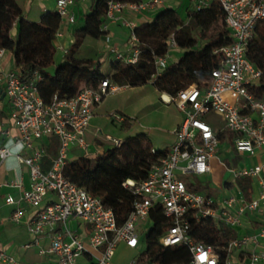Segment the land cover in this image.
Wrapping results in <instances>:
<instances>
[{
	"label": "built area",
	"instance_id": "1",
	"mask_svg": "<svg viewBox=\"0 0 264 264\" xmlns=\"http://www.w3.org/2000/svg\"><path fill=\"white\" fill-rule=\"evenodd\" d=\"M74 1L56 0L54 12L67 24L75 21L70 10ZM79 1L87 3L91 0ZM216 1L224 14V25L231 41L212 50L219 62L206 83H191L168 100L182 113L181 123L173 130L174 143L164 157L150 166L144 180L123 182L134 198L131 211L121 226L117 225L114 212L104 206L100 196L67 179L63 170L73 149L89 150L85 136L93 118V107L108 94L122 88L108 78H100L94 86H83L74 97L54 94L45 103L38 91L41 81L38 71L24 79L13 69H0V85L10 106L9 119L17 131L14 141L25 153L17 154L16 158L28 169L30 180L29 188H24L20 182L8 184L18 190L17 199L11 195L4 199L6 204L16 205L8 220L13 224L24 222L27 231L35 236L47 234L50 246L39 253L52 256L53 264H113L119 245L129 249L140 246L146 226L152 224L150 215L157 211L168 219L159 243L163 247L184 246L188 258L182 264H219L221 250L226 253L224 264H264V178L260 176L264 164L230 170L236 178L256 180L258 191L250 199H246L236 185L232 192L227 186L220 187L218 196L204 194L193 189L187 179L210 172V161L220 145V131L226 130L233 135L235 152L249 156L259 151L264 153V99L255 97L249 90L259 84L262 72L247 58L255 29L264 21V0ZM159 3V0H108L100 26L105 41L110 40L109 25L122 12L143 13ZM205 6L201 2L196 10ZM15 25L16 21L12 27ZM134 28L135 25L130 24L128 54L112 50L115 58L126 64H135L140 55ZM61 36L57 30L54 39ZM176 47L171 35L167 54L154 58L156 72L151 82L160 75L171 50ZM55 49L64 56L69 54L61 45H56ZM4 52L0 48V60ZM215 116L222 121L220 129L212 126ZM111 117L116 124L123 121L119 114L112 113ZM99 133L102 135L100 129L95 131V136ZM5 134L9 135V132ZM53 137L60 142L58 152L49 167L43 169L46 152L42 141ZM104 140L114 147L123 143V140L107 136ZM151 153L156 151L152 149ZM10 155L12 152L8 147L0 146V162ZM20 205L32 209L28 217ZM72 220L89 227L86 241L78 231L70 228ZM206 220L220 221L232 231H247L233 236L226 246L206 245L190 235L192 224ZM251 221H257L260 227L253 230ZM80 258H86V262L80 263ZM137 258L125 264H137ZM0 264L21 263L0 251Z\"/></svg>",
	"mask_w": 264,
	"mask_h": 264
},
{
	"label": "trees",
	"instance_id": "2",
	"mask_svg": "<svg viewBox=\"0 0 264 264\" xmlns=\"http://www.w3.org/2000/svg\"><path fill=\"white\" fill-rule=\"evenodd\" d=\"M138 1V0H129ZM108 0H94L90 12L84 16L83 26L77 32V45L81 38L98 40L104 36L100 29ZM22 10L16 0H0V48L8 51L12 57L13 70L21 78L28 79L34 71L41 75L38 91L47 103L54 94L60 97H74L83 86H94L100 78H108L121 87H138L151 83L160 95L175 97L191 83H206L211 71L218 66L219 58L212 50L231 41L229 31L224 25V14L218 2L212 0L206 8L189 10L187 22L180 18L175 9H165L147 23L134 28L138 38L136 47L140 55L135 64L115 62L114 72L110 75L99 73V63L69 58L54 67L53 44L60 18L55 12L44 13L39 21L29 22L15 38L10 31L12 23H19ZM196 35H193V32ZM173 35L182 55L174 63H167L160 75L151 82L155 74V56H165L169 50V38ZM76 45V46H77ZM247 58L261 70L259 84L250 88L251 93L264 99V21L258 24L250 42ZM120 128L129 131L134 122L121 114ZM220 141L232 142L233 135L226 131L218 133ZM151 146L144 134L127 136L119 147H108L104 153L94 158L79 156L67 162L64 176L80 187L101 197L105 207L111 209L121 226L127 219L133 202L132 192L122 184L127 179L136 182L145 179L150 166L162 157L166 151L151 153ZM54 152L50 156H53ZM50 161L46 159L45 167ZM231 189L232 184H227ZM236 186L246 199L251 197V179L239 178ZM152 227L143 234L145 250L138 256L137 264H182L188 258L184 246L163 247L159 238L164 232L168 219L157 211L150 215ZM233 231L220 221L206 220L191 225L190 235L197 241L216 247L226 246L233 237ZM219 264H224L225 251L221 250Z\"/></svg>",
	"mask_w": 264,
	"mask_h": 264
},
{
	"label": "crops",
	"instance_id": "3",
	"mask_svg": "<svg viewBox=\"0 0 264 264\" xmlns=\"http://www.w3.org/2000/svg\"><path fill=\"white\" fill-rule=\"evenodd\" d=\"M125 1H129V0H125ZM141 1H146V0H141ZM159 1L160 3L156 7L147 10L143 13H133V12H128L126 10L122 12V14L116 19V21L109 25V33H108L110 37L109 42L105 41L104 36L98 40L93 39L94 42H88L89 37H84L80 39L77 45L76 43L78 38L76 32L80 28H82L84 16L90 12L94 0H91L87 3H82L79 0H75L74 4L70 7V10L75 15L74 23L67 24L66 22H64V20L60 19V24L57 30L62 33V36L58 39H54L53 42L54 46L61 45L63 47H66L69 51V54L68 56H64V54L61 51L55 49V54L53 57L54 67L57 66L59 63L68 60L69 58L76 60L91 61L95 63L98 62L100 65L99 73L110 76L114 72L113 65L115 64V62H118L115 61L116 59L112 50L115 49L118 52L122 53L123 55H127L130 50V44H129L130 24H134L135 27L141 26L144 23L152 21L158 13H160L165 9H175L176 12L179 14L180 18L183 19L184 22L186 23L187 11L196 9V6L199 5V3L201 2H204L206 4V6L203 7L206 8L212 0H159ZM55 4H56V0H25V2L20 7L22 10V16L20 18V21L17 25L13 26L10 31L11 37L15 38L17 33L21 29H23L29 22L39 21V19L44 13L49 11L54 12ZM174 49L176 52L182 51L179 50L178 47ZM106 59L109 60L112 59L111 61L113 64L106 66L103 70L102 65L105 64ZM170 59L173 60V62H176L178 56L172 55L170 52L169 57L167 59V63L168 60ZM0 69L4 71H9L13 69L12 57L10 52L8 51L4 52L0 60ZM123 87L126 86H121V88ZM163 95L166 94H162L160 95V97L162 99V103L165 104V107L168 108L170 105H173L174 109L180 115V116L179 115L175 116V120L172 121L171 123L169 129V133L171 135L169 144L166 147H164L163 150H159V151H168V149L174 143L173 130L177 128L178 125L181 123L182 113L173 103L168 102V100L170 99L168 95H166L168 97V100H165L162 97ZM100 104H102V102ZM9 112H10L9 102L3 94L2 85H0V146L8 147L12 152V155H10L5 160L0 162V251L6 253L7 255L17 260L21 264H53L54 259L52 256L48 254L39 253L40 250H47L48 247L50 246V241L47 234L44 233L42 235L35 236L27 231L26 224L24 222H21L19 224H13L8 220L11 212L13 211L16 205L6 204L4 202V199L8 195L13 196L15 199H17L18 197V190L14 187H11L8 184L11 182H20L24 188H29V183H30L28 169L24 165L20 164L16 158L17 154L24 155L25 153L22 147L17 149V145L20 144H17L14 141V137L17 135V131L11 124V121L9 119ZM120 116L122 117L121 114ZM6 131L9 132V135L5 134ZM95 137H96L95 130L92 128L88 129L85 138L87 143L89 144V150L88 152H84V155L90 158H94L98 154L104 153V151L108 147L112 146V143L109 141L106 142L104 138L100 139L99 143H93L92 141ZM125 138L126 137L115 138V139H120L124 141ZM51 139L52 138H48L42 141V144L46 152V156L42 160L43 169H47L45 167L46 159H48V161H51V159L56 155L55 154L53 156H50L49 154H47L48 152L46 150V146L48 145L50 148L52 147V143L50 142ZM218 148L225 152H228L229 150H234L232 146V142H229L227 140L220 141V145ZM74 151L76 152L78 151L79 153L83 152L77 149H73L70 153V158H71L70 160L79 157L75 154ZM243 155L246 156V158L248 159L246 162L238 164L237 168L233 166L232 168L225 167V169H227V171L231 173L230 170L250 169L264 164V153H262L261 151L257 152L253 156H249L246 154ZM213 164H215L218 167L223 165L221 160L215 155V157L210 161L211 170L206 175H211L213 173L214 170ZM260 176L264 178V169H262ZM248 178L251 179V197H252L257 194L258 191L257 183L255 179L251 177ZM236 179L238 180L239 178ZM227 184H232V188L230 189ZM190 185L193 187V189L202 193L201 188L194 186V184L192 183ZM234 185H236V183L233 181H227L223 183L214 182L213 183L214 187L212 189L207 188V192L204 194L213 195L211 192L213 190L215 191L216 189H218L219 191L215 195L218 196L221 193L219 188L224 186H227L228 189L232 192L234 191L233 189ZM22 207H24L26 210L25 217H28L31 214L32 209H30L27 206H22ZM251 224L254 228L253 230H256L257 228L260 227L257 221H251ZM69 226L73 231H78L82 235L83 239L86 241L87 235L89 234L90 231L87 225L82 224L77 220H72L69 222ZM246 231H247L246 229H239L233 231L234 233L233 236L242 235ZM120 246L127 248L124 245H120ZM241 257H243V254H241ZM79 262L85 263L86 258H80Z\"/></svg>",
	"mask_w": 264,
	"mask_h": 264
},
{
	"label": "rangeland",
	"instance_id": "4",
	"mask_svg": "<svg viewBox=\"0 0 264 264\" xmlns=\"http://www.w3.org/2000/svg\"><path fill=\"white\" fill-rule=\"evenodd\" d=\"M25 0H17L18 5L21 7ZM196 35V32H193ZM88 42H94L93 39L88 38ZM181 50V49H179ZM182 51L176 52L175 49L171 50L172 55H177L178 59L182 55ZM116 59V58H115ZM177 59V60H178ZM112 60V59H111ZM105 60V64L102 65V69L109 66L112 61ZM119 61V60H115ZM168 63H174L173 60H168ZM94 117L91 120L90 127L88 129L101 130L102 135L99 133L98 137L93 139V143H99L100 139L106 136L114 138H124L127 136L136 135V133L144 134L146 141L156 151L163 150L169 144L170 133L169 129L172 121L175 120V116H178V112L174 109L173 105L168 108L162 103V99L157 90L154 89L151 83H147L138 87H123L115 93L108 94L102 104L93 107ZM124 114L130 117L134 124L129 131L122 130L119 124L112 121L111 114ZM180 116V115H179ZM214 120V121H213ZM212 126L216 129H220L222 121L218 116L212 118ZM50 142L52 147L46 146L47 154L51 155L52 151L54 155L58 152L60 145L59 140L53 137ZM107 142V141H106ZM77 156H85L84 152H76ZM216 157H218L222 166H216L213 164V173L203 177H186L188 181L194 186L201 188L202 193L207 192V188L212 189L214 182H227L233 181L236 183L237 179L225 169V167L237 168L238 164L246 162L248 159L243 154H238L234 150L228 152L217 149ZM219 190H213L211 193L216 195ZM152 225L148 224L143 234L148 233ZM145 241L134 250L127 249L122 246L116 248L115 256L112 259L113 264H125L133 258H137L145 250Z\"/></svg>",
	"mask_w": 264,
	"mask_h": 264
},
{
	"label": "bare ground",
	"instance_id": "5",
	"mask_svg": "<svg viewBox=\"0 0 264 264\" xmlns=\"http://www.w3.org/2000/svg\"><path fill=\"white\" fill-rule=\"evenodd\" d=\"M165 100H168V97L166 95L162 96Z\"/></svg>",
	"mask_w": 264,
	"mask_h": 264
},
{
	"label": "clouds",
	"instance_id": "6",
	"mask_svg": "<svg viewBox=\"0 0 264 264\" xmlns=\"http://www.w3.org/2000/svg\"><path fill=\"white\" fill-rule=\"evenodd\" d=\"M20 147H22V146H20V145H17V149H19Z\"/></svg>",
	"mask_w": 264,
	"mask_h": 264
}]
</instances>
